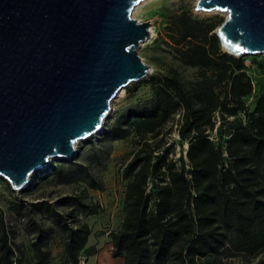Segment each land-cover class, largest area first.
<instances>
[{"label":"trees","instance_id":"16d2710c","mask_svg":"<svg viewBox=\"0 0 264 264\" xmlns=\"http://www.w3.org/2000/svg\"><path fill=\"white\" fill-rule=\"evenodd\" d=\"M180 27L182 40L193 39L181 53L184 64L212 69L215 80L188 91L178 73L167 69L149 79L156 86L153 108L128 113L114 126V139H123L128 122L135 120V150L122 173L127 183L121 223L109 233L112 257L123 264H225L232 258L264 264V95L241 119L242 99L252 93L250 80L235 74L244 65L220 51L211 28L190 19ZM227 82L229 89L220 97L215 89ZM126 90L133 93L137 85ZM177 109L179 143L188 147L177 159H168L163 128ZM214 130L215 139L209 135ZM83 170L80 180L99 189ZM42 206L62 235L60 264H80L90 235L85 218L94 209L76 201L81 216L76 219L72 212L62 217L45 203L35 207ZM17 251L2 226L0 264H21ZM30 252L34 264H53L42 246L34 243Z\"/></svg>","mask_w":264,"mask_h":264},{"label":"water","instance_id":"95a60500","mask_svg":"<svg viewBox=\"0 0 264 264\" xmlns=\"http://www.w3.org/2000/svg\"><path fill=\"white\" fill-rule=\"evenodd\" d=\"M142 0H0V177L25 190L52 159L101 130L110 102L151 74L138 56ZM226 13L214 35L238 58L264 54V0H198ZM186 145V149H187Z\"/></svg>","mask_w":264,"mask_h":264},{"label":"rangeland","instance_id":"374dc122","mask_svg":"<svg viewBox=\"0 0 264 264\" xmlns=\"http://www.w3.org/2000/svg\"><path fill=\"white\" fill-rule=\"evenodd\" d=\"M197 1L142 0L136 5L131 11V18L139 23L148 22L149 30H153L152 37L150 35L138 49V56L150 67L151 74L126 87L131 89L137 85L135 92L129 94L125 88L115 96L110 102V109L102 122L101 130L77 143L75 159H52L45 169L32 174L25 190H12L8 182L0 177V232L3 226L9 243L18 248L21 264H34L30 252L34 243L49 250L53 264L61 263L62 235L49 217L47 207H35L40 203H45L62 217L72 212L76 219H80L76 201H81L92 206L95 211V214L85 218L87 225L95 218L101 223L100 229H110L117 223L120 208L123 209L127 183L122 173L135 150L132 142L135 135L132 123L135 120L128 122L129 133L123 139H114V126L120 124L128 113H139L144 108H153L156 86L151 84L150 77H157L163 75L167 69H174L188 91L194 90L201 82H214L215 71L186 65L181 58L182 51L193 41L181 39L180 24L184 19L197 21L204 27L211 28L210 34H214L216 28L226 19L222 13H211L213 10H196ZM220 51L226 53L222 48ZM235 59L245 67L235 74L243 73L252 84V93L242 99V109L238 114L243 119L245 114L253 112L258 98L264 95V54L245 55ZM229 86L230 82L222 83L215 92L222 97L221 93L228 91ZM180 114V109L172 113L163 128L162 148L169 147L168 159H177L186 147L185 144L180 145L177 134ZM214 120L218 127L217 115ZM209 135L214 139L217 137L215 130ZM61 169L64 172L59 177L55 172ZM83 169L98 183L99 189H92L88 182L80 180L84 174ZM95 224L96 222H90L92 228ZM100 229L97 232L101 233ZM256 261L250 264H255ZM225 264H242V261L232 258Z\"/></svg>","mask_w":264,"mask_h":264},{"label":"crops","instance_id":"0c3cea01","mask_svg":"<svg viewBox=\"0 0 264 264\" xmlns=\"http://www.w3.org/2000/svg\"><path fill=\"white\" fill-rule=\"evenodd\" d=\"M120 218L117 220V223L113 225L110 229H100V221L99 219L95 218L90 220V222H96L94 227L90 225V222H88V226L90 229V235L88 236L87 242L85 244L84 250L81 252V254L84 257L85 264H123L122 258H113L111 251H112V245H111V239L109 236V233L111 231H115L118 229L121 223L122 218V208H120ZM104 226V225H102ZM98 228V229H97ZM101 230L100 232H97L98 230ZM92 249L94 250V253L87 254L84 251Z\"/></svg>","mask_w":264,"mask_h":264},{"label":"bare ground","instance_id":"6f19581e","mask_svg":"<svg viewBox=\"0 0 264 264\" xmlns=\"http://www.w3.org/2000/svg\"><path fill=\"white\" fill-rule=\"evenodd\" d=\"M222 13L223 15H225V16H227L226 15V13H224V12H221V11H218V10H213L211 13ZM149 33H150V35H151V37H152V34H153V30H152V28H150V30H149ZM123 92V90H121L119 93H122Z\"/></svg>","mask_w":264,"mask_h":264},{"label":"built area","instance_id":"2783aa9c","mask_svg":"<svg viewBox=\"0 0 264 264\" xmlns=\"http://www.w3.org/2000/svg\"><path fill=\"white\" fill-rule=\"evenodd\" d=\"M79 263H80V264H85V262H84V257H80V258H79Z\"/></svg>","mask_w":264,"mask_h":264}]
</instances>
